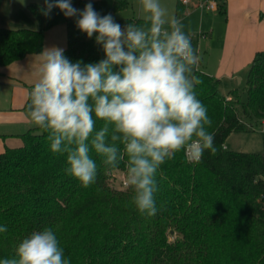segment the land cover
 <instances>
[{
    "label": "trees",
    "instance_id": "16d2710c",
    "mask_svg": "<svg viewBox=\"0 0 264 264\" xmlns=\"http://www.w3.org/2000/svg\"><path fill=\"white\" fill-rule=\"evenodd\" d=\"M129 2L113 0L114 11ZM217 2L226 13L223 0ZM72 4L83 9L82 0ZM43 7V1L28 5L38 28L0 26V68L42 52L47 30L62 23L70 61L104 58L102 47L78 30L75 17L65 18L56 8L47 18ZM185 7L183 0L176 1V18ZM117 23L141 26L136 18ZM194 75L201 81L195 91L213 121L208 131L218 152L205 151L197 163L181 150L160 166L155 216L136 209L131 188L113 185L117 171L126 174V156L110 168L91 151L97 178L83 187L64 171L67 154L53 153L49 133L39 126L21 134L22 145L0 152V226L7 227L0 233V260L14 257L31 233L51 227L70 264H264V151L224 148L232 133L249 129L248 119L264 120V49L256 51L242 89L225 94L219 78L200 69ZM29 103L30 95L25 110ZM102 126L97 120L96 130Z\"/></svg>",
    "mask_w": 264,
    "mask_h": 264
},
{
    "label": "clouds",
    "instance_id": "9594fccd",
    "mask_svg": "<svg viewBox=\"0 0 264 264\" xmlns=\"http://www.w3.org/2000/svg\"><path fill=\"white\" fill-rule=\"evenodd\" d=\"M43 4L40 11L47 18L56 8L65 18L75 17L78 30L102 47L104 58L73 63L63 48H45L27 106L31 121L49 133L53 153L67 154L64 171L83 187L97 178L91 151L110 168L126 156L131 202L142 215L155 216L160 166L181 150L197 163L205 151L218 152L208 131L213 121L195 91L201 81L193 73L199 57L191 37L180 19H166L159 0H141L142 10L149 13L148 28L122 27L110 13L97 12L92 0L82 10L72 0ZM97 120L103 122L98 131ZM5 232L7 227L0 226V233ZM0 264H70V259L54 230L46 227L24 238L14 257Z\"/></svg>",
    "mask_w": 264,
    "mask_h": 264
},
{
    "label": "rangeland",
    "instance_id": "374dc122",
    "mask_svg": "<svg viewBox=\"0 0 264 264\" xmlns=\"http://www.w3.org/2000/svg\"><path fill=\"white\" fill-rule=\"evenodd\" d=\"M87 2L88 0H82L83 8ZM92 2L97 12L101 15L110 13L116 22L123 18H136L141 21V27H150V21L147 20L149 13L142 10L141 0H130L128 7L118 13L113 9V0H92ZM159 2L167 10L166 19L176 18V0H159ZM198 4L199 0H191L189 5H185V14L180 18L186 35L190 37L199 35V38L195 37L192 42L193 49L199 57L198 63L192 66L193 73L196 69H200L213 74L219 70L222 74L228 64L222 63L224 57L227 54L238 55L241 51L242 47H236L240 40L239 32L234 36L229 35L227 15L207 8L194 7ZM62 37L63 42L68 45L66 33ZM249 67L250 65L247 64L239 69H233L231 76L216 75L221 80V92L227 94L231 89H242L247 80ZM12 94L13 87L0 80V149L4 148V144L10 146V142H21L22 145L19 134L27 132L32 127H38L31 121L28 110L12 109ZM242 96L246 99L247 93L243 92ZM247 122L249 129L232 133L226 144L231 150L261 153L264 151V122L256 118L248 119ZM125 180L126 174L122 171H117L113 175L115 187H126ZM171 239H174V236L171 235Z\"/></svg>",
    "mask_w": 264,
    "mask_h": 264
},
{
    "label": "crops",
    "instance_id": "0c3cea01",
    "mask_svg": "<svg viewBox=\"0 0 264 264\" xmlns=\"http://www.w3.org/2000/svg\"><path fill=\"white\" fill-rule=\"evenodd\" d=\"M41 1L43 0H0V26L38 28V20L29 11L28 5L31 2ZM223 2L226 6V13L221 12L219 8L212 11L227 15L228 34L234 36L235 33L239 32L240 40L236 47L242 48L238 55L230 56L227 54L224 57L222 63L228 64L226 65L227 69L222 74L219 70L215 74L206 71L215 77H217L216 75L218 77H222V75L231 76L233 69L250 65L256 51L264 49V0H223ZM194 7H198V5ZM65 33L67 35V25L64 23L47 30L43 50L53 46L65 49L67 44L62 40ZM191 37L192 43L195 37L199 38V35H192ZM40 53L28 54L24 58L0 68V80L13 87L12 109L25 110L23 107L30 95V87L34 86L39 79ZM20 98H22L21 101ZM262 121L264 122V120ZM19 137L21 138V134ZM21 141L23 144L22 138ZM10 143V147L21 145V142ZM7 146L9 145L4 144V148L0 149V152H3Z\"/></svg>",
    "mask_w": 264,
    "mask_h": 264
},
{
    "label": "built area",
    "instance_id": "2783aa9c",
    "mask_svg": "<svg viewBox=\"0 0 264 264\" xmlns=\"http://www.w3.org/2000/svg\"><path fill=\"white\" fill-rule=\"evenodd\" d=\"M185 5H188L190 0H183ZM198 7L204 9L207 8L209 10H216L218 8L217 0H199ZM224 148H228L227 144H224Z\"/></svg>",
    "mask_w": 264,
    "mask_h": 264
}]
</instances>
